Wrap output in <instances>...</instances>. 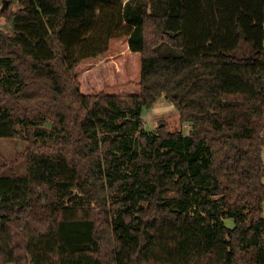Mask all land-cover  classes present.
Returning <instances> with one entry per match:
<instances>
[{
	"label": "trees",
	"instance_id": "obj_1",
	"mask_svg": "<svg viewBox=\"0 0 264 264\" xmlns=\"http://www.w3.org/2000/svg\"><path fill=\"white\" fill-rule=\"evenodd\" d=\"M7 1L0 264H264V0Z\"/></svg>",
	"mask_w": 264,
	"mask_h": 264
},
{
	"label": "rangeland",
	"instance_id": "obj_2",
	"mask_svg": "<svg viewBox=\"0 0 264 264\" xmlns=\"http://www.w3.org/2000/svg\"><path fill=\"white\" fill-rule=\"evenodd\" d=\"M3 1L4 0H2V4ZM17 7V4H15L13 9H16ZM6 8L1 10L0 7V13L6 11ZM0 31L4 35L12 34L13 26L11 19H8L3 15L0 16ZM142 121L145 129L149 132L154 131L158 124H164L167 130L180 131L184 135H187L190 131L189 123L181 122L179 113L175 106L163 97H161L151 109L143 110ZM47 122H49V119L46 121V123L43 121H37L35 123L34 129L37 130L46 128L48 130H52L51 125ZM26 147L27 142L19 138H0V174H26L27 163L26 158L24 157ZM262 159L264 163V148L262 150ZM224 222L227 226L233 225L232 219L225 218Z\"/></svg>",
	"mask_w": 264,
	"mask_h": 264
},
{
	"label": "water",
	"instance_id": "obj_3",
	"mask_svg": "<svg viewBox=\"0 0 264 264\" xmlns=\"http://www.w3.org/2000/svg\"><path fill=\"white\" fill-rule=\"evenodd\" d=\"M6 5H7V1L4 0V1H3V4H2V6H1V9H2V10L5 9V8H6ZM172 35H173V34H172Z\"/></svg>",
	"mask_w": 264,
	"mask_h": 264
}]
</instances>
